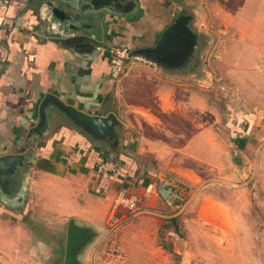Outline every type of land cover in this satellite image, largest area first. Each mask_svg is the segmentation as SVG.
I'll return each mask as SVG.
<instances>
[{
    "label": "crops",
    "instance_id": "crops-1",
    "mask_svg": "<svg viewBox=\"0 0 264 264\" xmlns=\"http://www.w3.org/2000/svg\"><path fill=\"white\" fill-rule=\"evenodd\" d=\"M222 2L193 0L201 18L209 14V21L212 12L215 18L221 17ZM49 3L68 12L79 28L69 30L59 22L63 32L52 33L42 18V9L46 4L50 7ZM228 3L240 33L246 34L250 27L256 35H264V0ZM174 5H179L177 0H0V214L7 209L16 212L28 190L40 186L42 192L36 194H47L49 203L42 199L36 203L34 196L27 203L32 201L44 214L53 213V221L61 229L73 220L92 231L82 255L88 263L95 256L105 259L113 235L106 213L119 188L146 194L144 200L156 213L163 212L164 203L174 205L176 198L166 179L168 171L158 163L163 160L162 153L151 139L147 142L142 136L136 140L128 132L126 140L122 134L113 137L114 129H122L114 127L113 119L104 132L97 130L100 134L96 137L70 110L103 118L113 114L122 119L126 130L139 132L154 114L160 120L155 126L163 141L156 139L160 147L173 144L174 137L161 131L171 129L167 125L177 110L183 112L180 115L186 123L182 130L191 128L194 122H188L193 120L189 112L193 111L179 100L181 92L175 88L174 76L148 64L159 72L156 77L115 79L109 68L112 46L137 50L154 45L172 16L179 14L173 13ZM186 8L193 12L192 6ZM187 21L190 33L193 15ZM252 123L231 139L239 151L264 136V122L259 124L255 119ZM196 130L202 140L197 141L198 148L210 153L208 126L201 124ZM188 136L184 133L183 137ZM188 152L184 149L186 156ZM101 155L105 162L117 166L114 171H97ZM43 183L52 186L44 191ZM24 226L20 225V230L16 226L19 237L15 232L11 242L30 243L32 229ZM124 237L121 234L118 238L123 247ZM116 251L119 259L123 258L122 250ZM33 259L34 264H41Z\"/></svg>",
    "mask_w": 264,
    "mask_h": 264
},
{
    "label": "rangeland",
    "instance_id": "rangeland-1",
    "mask_svg": "<svg viewBox=\"0 0 264 264\" xmlns=\"http://www.w3.org/2000/svg\"><path fill=\"white\" fill-rule=\"evenodd\" d=\"M177 1L179 5L172 10L179 14L170 21L179 15L188 20L193 15V29L190 34L186 20V33L181 37L187 45L173 58L161 60L156 69L176 78L179 100L191 107L193 120L188 122L194 123L182 130L186 123L180 115L183 112L177 110L167 125L172 130L161 131L174 137L173 144L160 147L156 139L163 142L161 134L155 130L160 120L154 114L141 132L126 130L122 119L115 116V128L122 127L115 129L116 136L122 134V140L128 138L127 132L136 140L146 136L162 153L163 160L158 163L168 171L166 179L177 194L175 204L164 203L163 212H153L143 193L138 209L119 206L115 213L120 221L107 249L122 250L123 258L97 260L95 256L88 263L82 256L90 244L87 239L76 251L77 264H264V136L240 151L231 145L244 125L255 119L264 122V35H256L250 27L246 34L240 33L229 0L221 3V17L215 18L212 12L210 21L209 14L201 18L193 0ZM189 6L193 12L186 8ZM147 65L129 62L114 78L156 77L159 72ZM201 124L209 129L211 152L207 154L205 148H198L197 141L202 140L196 127ZM184 133L189 135L187 139ZM41 186L48 190L46 183ZM36 192H42L40 186L28 190L16 212L7 209L0 214V264H34L33 257L41 264H64L67 226L61 229L53 221V213L44 214L32 201L27 203L33 196L36 203L41 199L49 203L47 194ZM24 224L32 229L30 243L11 242L15 232L19 237ZM121 234L125 247L119 245Z\"/></svg>",
    "mask_w": 264,
    "mask_h": 264
},
{
    "label": "water",
    "instance_id": "water-1",
    "mask_svg": "<svg viewBox=\"0 0 264 264\" xmlns=\"http://www.w3.org/2000/svg\"><path fill=\"white\" fill-rule=\"evenodd\" d=\"M49 4L51 16L54 20L60 23H65L66 27L69 30L79 28L78 25L73 24L71 22V15L68 12L58 7L57 5L51 3ZM186 20L187 16L179 15L162 31L154 45L145 46L137 50H132L131 53L144 55L154 61L157 65L161 64V60L166 59L168 56L169 59L173 58L176 55V52L183 49V45H187V43L182 42L181 37L182 34L185 32ZM70 114H72V116L76 118L79 122L85 124L87 129L94 132L96 137H99L98 134H100L97 130H101L104 132L103 129L112 119L115 127V116L113 114H110L104 118L99 116H91L79 112L75 113L72 110H70ZM114 136H116L115 129L113 131V137ZM90 235L91 234L87 233L86 229L76 225L73 220H70L68 222L66 229L64 264H77L76 251L81 246H83L87 239L89 240L91 238H89Z\"/></svg>",
    "mask_w": 264,
    "mask_h": 264
},
{
    "label": "built area",
    "instance_id": "built-area-1",
    "mask_svg": "<svg viewBox=\"0 0 264 264\" xmlns=\"http://www.w3.org/2000/svg\"><path fill=\"white\" fill-rule=\"evenodd\" d=\"M42 18L47 20V27L52 33H62V29L59 27V22L54 20L50 14V7L46 4L42 9ZM131 48L127 46H112L109 48V68L113 76L120 74L125 68L128 62H140L143 64H149L156 66V63L149 59L148 57L131 53ZM117 166L114 163H108L105 161L100 162L97 165L98 172L114 171ZM174 197H177V194H173ZM142 197L137 192H131L125 187L118 189L116 196L113 202L108 208L107 216V227L109 232H113L114 228L119 224L120 218L116 215V210L119 206L127 208L129 210H136L140 206V201ZM105 256L109 258L118 257V253L115 248L106 249Z\"/></svg>",
    "mask_w": 264,
    "mask_h": 264
},
{
    "label": "trees",
    "instance_id": "trees-1",
    "mask_svg": "<svg viewBox=\"0 0 264 264\" xmlns=\"http://www.w3.org/2000/svg\"><path fill=\"white\" fill-rule=\"evenodd\" d=\"M130 148V147H129ZM128 151V150H127ZM101 160L104 161L106 160L105 156L101 155Z\"/></svg>",
    "mask_w": 264,
    "mask_h": 264
}]
</instances>
